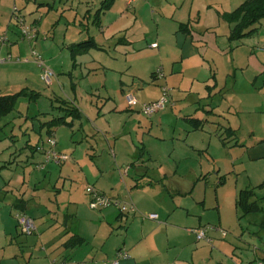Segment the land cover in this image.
<instances>
[{"label": "crops", "instance_id": "obj_1", "mask_svg": "<svg viewBox=\"0 0 264 264\" xmlns=\"http://www.w3.org/2000/svg\"><path fill=\"white\" fill-rule=\"evenodd\" d=\"M108 1L39 0L41 7L35 9L46 11L34 19V26L38 27L45 16L51 24L43 35L47 50L51 49L45 62L58 81L66 71L76 78L71 80L74 85L66 97L52 90L51 100L54 95L61 102L57 105L59 113L47 111L42 123L65 116L66 103L76 112L75 117H66L70 125L42 126L37 143L26 144L33 149L15 151V157L20 154V161L37 168L29 171L30 185L38 172L43 177L58 173L64 183L70 182L72 198L79 195L83 200L73 205V211L61 214L60 221L56 219L57 229L52 228L45 238L49 246L46 255L51 259L62 249L58 259L54 258L56 264H69V258L72 264H79L115 259L119 250H125L130 257L120 259V264H194L196 257L209 248L212 252L217 245L233 246L227 241L233 238L232 231L224 226L219 195L209 203L207 194L212 187L219 192V185L225 182L226 157L233 158L235 170L264 161V136L239 140L242 125L234 107L242 91L237 76L252 71L256 81L246 78L241 84L254 92L264 71L262 56L253 47H245L246 60H241L235 48L246 44L244 39H228L232 24L226 14L246 0H112L99 12ZM89 37L98 47L81 51L74 59L70 46ZM153 43L158 45L153 47ZM3 49L0 93L11 94L17 82L33 80L29 76L37 64L28 49L16 50L15 55L13 46ZM8 54L13 55L12 60L3 61ZM160 66L165 73L162 78L154 76ZM233 70L235 79H226ZM164 85L171 88V95L163 110L145 115L139 106H129L127 92L134 93L141 103L149 102L161 97ZM29 97L37 98L31 93ZM51 135L57 141L55 149L70 156L66 162H45V153L38 147L48 149ZM239 151L240 157H234ZM263 177L259 182H264ZM25 180L18 190L5 195L2 209L10 206L15 212L29 214L31 206H38V193L22 191ZM87 184L133 204L136 210L122 213L113 206L91 210L87 200L92 197L88 193L86 199L84 195ZM244 186L237 184L235 200L240 190L251 185L245 182ZM81 204L87 207L83 213ZM214 205L219 223H212L208 212ZM85 211L91 214L89 224ZM151 213L158 217H147ZM254 220L257 224L258 218ZM263 221L260 218L261 226ZM207 224L225 229L227 236L211 230L208 235L212 243L198 240L191 229ZM76 233L85 242L68 246ZM234 260L238 261L235 264L244 263L243 259ZM230 261L226 258L227 264Z\"/></svg>", "mask_w": 264, "mask_h": 264}, {"label": "rangeland", "instance_id": "obj_2", "mask_svg": "<svg viewBox=\"0 0 264 264\" xmlns=\"http://www.w3.org/2000/svg\"><path fill=\"white\" fill-rule=\"evenodd\" d=\"M38 1L0 0V49L4 48L3 50H7L13 46V55H15L14 51L16 50L25 52L28 49L30 51L29 55L37 64V67H33L32 76H29V78L34 77L33 80L24 78L22 82L20 81L15 84L16 88H12L10 91L14 93L25 89L27 93H31L32 89H35L42 92V94L36 96L35 100L29 97V95H21L17 100L16 108L0 119V264H56L54 258L60 255L62 249L59 252L55 251L56 253L52 256L53 258H48L46 252L49 246L45 238L48 232H52V228L58 226L56 219L60 221L61 217L59 216L61 214L68 210L73 211L72 209L75 208L73 205L83 203L82 197H79V195H76L78 198H72L73 192L69 185L70 182L64 183V180L59 177L58 173H55L53 177L49 174L43 177V173L39 174L37 171V176L30 185L28 182L29 171L37 170V168L33 167L31 163L27 164L24 161H20L19 157L21 155L19 154L15 157L14 153L23 149L30 151L33 149L32 146L26 144L28 142L32 145L36 144L41 138L40 129L42 126H46L45 123H42L43 117L47 116L46 112L53 110L55 113H59L57 105L61 104V102L54 99V95L51 100L52 90H55L59 94L58 96L66 97V93L71 92V85H74L72 81L76 79L69 75L67 71L65 74H61L64 77L60 78L59 81L57 80V74L54 72L51 83H47L43 78L44 66L42 67L39 64L33 52L35 51L41 55L44 62L46 61L51 49L47 50L46 40L43 41V38H45L43 35H46V31L51 27V24L48 23L45 16L43 21L38 23L40 30L37 26L33 25L34 19L40 18L41 14H45L46 11L45 9L35 11L37 5L41 7V4L37 3ZM44 1L46 2V0ZM42 6L47 7L48 5L44 4ZM19 19H22L24 23L22 24ZM23 25L36 30L35 33L38 34V38L31 40L23 34ZM231 30L228 39L235 41L231 39ZM242 39H244L243 41L246 44L235 48L237 56L241 55L240 59L246 60L245 47H253L262 56L261 59L263 60L264 67V20L263 23H259V28L255 32ZM50 41L52 42V40ZM31 42H37V45L33 46ZM58 50H60V53L61 48ZM24 55L21 53L22 57H25ZM237 61H240L239 58ZM45 66L53 71V68L47 62H45ZM234 71L230 72V78L226 74V79H235ZM261 75L262 77H260ZM260 76L256 83L257 91L254 92L243 87V84L246 83V78L251 80L252 83L256 81L252 71H246L244 77L237 76L242 91L237 96L234 107L235 110L239 111L236 118L239 119L238 121L242 125L239 132V140L241 141H253L264 136V71ZM252 131L255 133L253 134ZM22 146L24 147L22 148ZM240 152L235 154L234 157H240ZM22 155L24 154L22 153ZM9 159L13 161L9 162ZM232 160L233 158L230 155H228V158L226 157V173L223 174L225 175V182L219 185V192H216L214 187H212V191L207 192V194L209 196V203H212L213 200L217 199L218 193V197L223 205L222 218L226 222L224 226L232 231L230 235L233 238L230 237L231 239L229 238L227 241L228 243H233V246L221 248L217 245V250L212 252L209 248L205 254H200L196 257L193 262L194 264H227L226 258H230V264L238 262L234 259H243L244 263L242 264H248L249 260L252 261V264H259L260 261L264 262V226L259 224L260 218H264V212L251 213L240 218L243 212L237 207L235 200V188L237 184L240 183L242 188H245L244 184L247 182L248 185H251L249 189H253L254 191L255 199H258L259 203L264 207V182H259L264 175V161H255L249 169L242 167L235 170ZM44 172H47V170ZM214 176H216L215 173ZM25 177L26 180L22 191H35L38 193L35 197V204L38 206H31L28 212V215L35 218L37 225V231L33 234L22 232L18 224L20 212H15L10 206L2 209L3 206L1 205L5 200V195L8 194L9 196L12 194V191L18 190ZM90 185L92 184H87L85 188L84 195L86 199L89 198L86 189ZM87 206L91 210H97L91 207L90 199L89 201L87 200ZM81 207V212L83 213V209L87 207L83 206V204H81ZM208 212L213 217L211 222L219 223V214L215 205L213 208L208 209ZM84 218L85 222L89 224L91 214L85 211ZM257 218L258 223L256 224L254 223V219ZM42 233L44 234L41 235ZM240 238L249 241L251 245L246 244L247 242L240 240ZM244 242L247 246H245ZM51 251L53 252L54 250L52 249ZM29 257L32 258L29 259ZM28 260L29 262H27ZM68 260V263L72 264V258Z\"/></svg>", "mask_w": 264, "mask_h": 264}, {"label": "built area", "instance_id": "obj_3", "mask_svg": "<svg viewBox=\"0 0 264 264\" xmlns=\"http://www.w3.org/2000/svg\"><path fill=\"white\" fill-rule=\"evenodd\" d=\"M134 1L136 0H130V3ZM19 20L22 24L24 23L22 19ZM35 32L36 30L31 29L29 26L23 25L22 27V33L28 36V38L31 40L36 39L37 34ZM157 45H158L157 43L152 44L153 47H156ZM33 54L36 57V60L39 62V64L42 67L44 66L43 78L47 81V83H51L53 71H51V69L45 66V62L41 57V55L37 54L35 51L33 52ZM12 58H13L12 55L9 54L6 58H3V61L4 60L10 61L12 60ZM154 76L159 78L165 76L164 69L162 66H160L154 72ZM170 95H171V88L167 85H164L162 87V95L157 100L141 103L137 98V96L132 92L126 93V99L129 106L131 107L139 106V109L143 114L152 115L158 111L163 110L167 106V104L170 102ZM47 142L50 146L48 149L45 148L43 145L38 147L39 150H43L45 153V162L54 161L61 163L69 160L70 156L67 153H63L55 149L57 141L54 136L51 135L47 139ZM39 167H42V164H40ZM86 190L92 197L90 200V205L93 209H103L109 206H116L119 208V210L122 213H128L130 211L136 210L133 204H129L118 198L110 197L97 190L93 185L88 186ZM147 217L156 219L158 215L155 213H151ZM18 224L21 227L22 232L25 234H33L37 230L35 218L23 212H21L18 215ZM211 230L219 231L223 237L227 236L228 234V232L225 229L212 224H207L199 228L191 229V231L196 234L198 240H206L209 243L213 242V239L208 235V232ZM128 257H130V255L127 251L119 250L117 253V257L115 259H111V260L92 259V260L81 261L79 262V264H120V259L128 258ZM259 264H264V262L260 261Z\"/></svg>", "mask_w": 264, "mask_h": 264}, {"label": "trees", "instance_id": "obj_4", "mask_svg": "<svg viewBox=\"0 0 264 264\" xmlns=\"http://www.w3.org/2000/svg\"><path fill=\"white\" fill-rule=\"evenodd\" d=\"M112 0L108 3H104L102 8L99 10H104L109 7ZM226 19L232 24L231 39L240 40L245 36H248L255 32L259 27L258 24L264 20V0H246L240 6H238L233 11L226 14ZM98 47L96 40L93 37H89L80 42L74 43L70 46L72 57L75 59L76 55L81 51H86L91 48ZM32 95L37 96L39 93L34 91L31 92ZM21 95H30L25 89L11 94H1L0 93V119L8 115L16 108L17 100ZM65 110L67 114L61 117H55L46 125L56 126L59 124H68L71 122L66 120L67 116H74L76 110L66 103ZM255 194L253 189H242L236 200V205L243 212L240 218L251 213L264 212V207L261 206L258 199H255ZM264 225V221H263ZM85 240L79 234H74L70 240H68L67 245L70 247L80 245L84 243Z\"/></svg>", "mask_w": 264, "mask_h": 264}]
</instances>
